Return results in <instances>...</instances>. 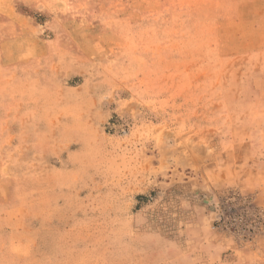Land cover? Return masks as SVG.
<instances>
[{"label": "rangeland", "instance_id": "obj_1", "mask_svg": "<svg viewBox=\"0 0 264 264\" xmlns=\"http://www.w3.org/2000/svg\"><path fill=\"white\" fill-rule=\"evenodd\" d=\"M0 264H264V0H0Z\"/></svg>", "mask_w": 264, "mask_h": 264}, {"label": "trees", "instance_id": "obj_2", "mask_svg": "<svg viewBox=\"0 0 264 264\" xmlns=\"http://www.w3.org/2000/svg\"><path fill=\"white\" fill-rule=\"evenodd\" d=\"M221 203L219 221L241 239H246L248 235L254 233L259 226L258 223L263 224L259 209L252 203L250 197L231 191L221 199Z\"/></svg>", "mask_w": 264, "mask_h": 264}]
</instances>
